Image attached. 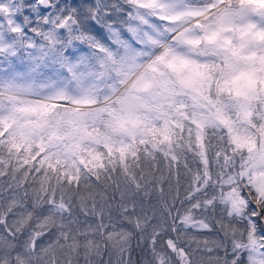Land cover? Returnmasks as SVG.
<instances>
[{
  "label": "snow or ice",
  "instance_id": "1",
  "mask_svg": "<svg viewBox=\"0 0 264 264\" xmlns=\"http://www.w3.org/2000/svg\"><path fill=\"white\" fill-rule=\"evenodd\" d=\"M0 58V264H264V0H0Z\"/></svg>",
  "mask_w": 264,
  "mask_h": 264
},
{
  "label": "trees",
  "instance_id": "2",
  "mask_svg": "<svg viewBox=\"0 0 264 264\" xmlns=\"http://www.w3.org/2000/svg\"><path fill=\"white\" fill-rule=\"evenodd\" d=\"M70 2H66V3H73L75 2L76 4H80V3H84V4H88V3H94V0H67ZM116 3H122V0H119V2L117 1ZM22 20V17L20 18ZM34 19V17H33ZM99 28V26H97ZM99 31H97V34L99 35ZM102 38V37H101ZM103 39V38H102ZM210 131V130H209ZM189 163H191V155H189ZM161 167L163 168L164 165L162 164ZM182 179V183H183V177ZM101 187H103V184L105 183V181H101ZM106 183L108 184H112L113 187H115V185L113 184V182L111 180L106 181ZM167 187V185H165V188ZM111 191L112 189L109 188L107 189V192L109 193V196L111 195ZM154 202V201H153ZM253 208H255L256 206L253 204L252 205ZM218 215V213H217ZM209 216H211V210L209 211ZM212 223L214 224L215 221L213 220ZM238 226H242V225H238ZM124 227L126 229H130L131 226L127 224V222H125ZM205 235L209 238V239H215L216 238V233L215 231L213 232H207L205 230ZM221 238H222V234H221ZM200 239H204L203 236L200 237ZM139 241V243H138ZM130 247L132 249L131 253H130V259H131V264H148V260L151 258L150 254L147 251V245L141 241V238L139 235H133L132 238L130 239ZM112 252L111 256H108V252L104 251L103 254L100 257H96L95 259L101 260L102 264H108L109 260L111 261V264H117V261L120 259L118 253ZM221 255H223V252H221ZM245 258H246V253H245ZM125 259H128V256H125ZM80 264H84L83 261V257H81L80 259Z\"/></svg>",
  "mask_w": 264,
  "mask_h": 264
},
{
  "label": "rangeland",
  "instance_id": "3",
  "mask_svg": "<svg viewBox=\"0 0 264 264\" xmlns=\"http://www.w3.org/2000/svg\"><path fill=\"white\" fill-rule=\"evenodd\" d=\"M119 2V0H115V2ZM110 2H112V0H110ZM97 31H99V35L103 38L104 42L105 43H110V41L108 40V34L106 31L104 30H101L100 28L97 27ZM129 34L125 31L124 33V36L127 37ZM82 50H86V49H83V46H82ZM4 66L3 63H2V58H0V67ZM115 252V251H114ZM116 254V253H115ZM109 256V254H108Z\"/></svg>",
  "mask_w": 264,
  "mask_h": 264
},
{
  "label": "flooded vegetation",
  "instance_id": "4",
  "mask_svg": "<svg viewBox=\"0 0 264 264\" xmlns=\"http://www.w3.org/2000/svg\"><path fill=\"white\" fill-rule=\"evenodd\" d=\"M66 2H70V1H67V0H61V3H66Z\"/></svg>",
  "mask_w": 264,
  "mask_h": 264
}]
</instances>
